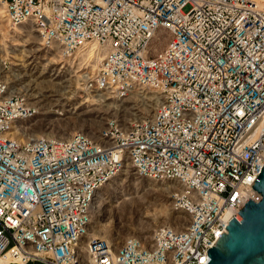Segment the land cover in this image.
Wrapping results in <instances>:
<instances>
[{"label": "built area", "instance_id": "2783aa9c", "mask_svg": "<svg viewBox=\"0 0 264 264\" xmlns=\"http://www.w3.org/2000/svg\"><path fill=\"white\" fill-rule=\"evenodd\" d=\"M62 58L93 47L81 90L150 93L151 117L96 138L17 140L37 112L0 80V264H208L264 166V10L251 0H0ZM189 7L188 12L183 10ZM158 47H161L160 49ZM83 62V66H87ZM174 185L180 229L150 242L90 237L96 194L125 168ZM175 224V223H173Z\"/></svg>", "mask_w": 264, "mask_h": 264}, {"label": "rangeland", "instance_id": "374dc122", "mask_svg": "<svg viewBox=\"0 0 264 264\" xmlns=\"http://www.w3.org/2000/svg\"><path fill=\"white\" fill-rule=\"evenodd\" d=\"M251 1L264 10V0ZM188 10L186 7L183 12ZM4 17L0 3V80L9 83L13 93L25 95L37 112L32 120L20 122L30 128L23 139L67 140L78 132L96 138L108 120L114 119L128 128L153 115L159 99L155 100L150 93L116 98L83 92L82 71L95 70L97 62L83 66L85 61L78 55L80 52L61 58L56 51L41 47L33 28L11 29ZM173 187L140 177L126 164L117 177L98 191L89 229L108 225L111 230L108 240L117 237L114 242L121 244L131 237L142 239L153 235L155 229L164 226L163 220L174 225L178 215L170 208ZM168 215L171 220L166 218Z\"/></svg>", "mask_w": 264, "mask_h": 264}, {"label": "water", "instance_id": "95a60500", "mask_svg": "<svg viewBox=\"0 0 264 264\" xmlns=\"http://www.w3.org/2000/svg\"><path fill=\"white\" fill-rule=\"evenodd\" d=\"M259 202L250 199L233 216L213 248L208 264H264V166L253 182Z\"/></svg>", "mask_w": 264, "mask_h": 264}, {"label": "bare ground", "instance_id": "6f19581e", "mask_svg": "<svg viewBox=\"0 0 264 264\" xmlns=\"http://www.w3.org/2000/svg\"><path fill=\"white\" fill-rule=\"evenodd\" d=\"M2 5V4H1ZM3 6V5H2ZM258 8V7H257ZM4 9V8H3ZM23 27H26V26H23ZM16 29V28H15ZM29 33H31V32H29ZM54 51H56L59 55H60V52L58 51V50H54ZM92 51H93V47H88L85 51H83V52H80L78 55H81L82 57H83V59H84V61L85 62H87L88 63V60L90 59V57L92 56ZM56 56V55H55ZM61 56V55H60ZM61 58H62V56H61ZM86 58V59H85ZM100 61H101V57L99 56V55H97L96 57H95V60H93V62H97V65H96V67L98 66V64L100 63ZM89 64V63H88ZM87 64V65H88ZM159 101V100H158ZM20 122H24V121H18L17 123H16V125H15V127H14V137L17 139V140H21V138L22 137H24L25 138V136L27 137L28 135H29V131H30V128H25V127H23V125H22V123H20ZM45 138V137H44ZM48 138V137H47ZM49 139V138H48ZM32 140H36V138L35 139H32ZM128 164V163H127ZM127 168V167H126ZM174 186V185H173ZM175 188V186L173 187V189ZM98 195V193L96 194V196ZM96 199H98V198H95V200ZM95 202V201H94ZM93 205H94V203H93ZM130 205V204H129ZM156 207V206H155ZM93 208V207H92ZM160 210V209H159ZM162 215V214H161ZM164 215V214H163ZM176 217V216H175ZM165 218V217H164ZM166 218L169 220H171L172 219V217H169V215L168 216H166ZM181 217H178L177 216V219L179 220ZM167 219H166V221H167ZM174 220V219H173ZM177 220V221H178ZM175 224L174 225H172L171 223H169L168 221L167 222H165L164 220H163V222H162V225H164V226H170V227H173V228H175V229H180L178 226H177V224H176V221L174 222ZM110 224V223H109ZM177 227V228H176ZM149 229V228H148ZM90 233V234H89ZM88 236H90V237H98V238H104V239H107L108 240V237H110L111 236V230H110V227L108 226V225H98V226H96V227H94L92 230H90L89 228H88V233H87V236L86 237H88ZM152 236L153 235H151V236H143L142 237V239H143V241H145V242H150L151 241V239H152ZM85 237V239H84V241L82 242V246H81V249L83 250V247H84V245H85V242L87 241V238ZM111 238V237H110ZM117 237H115L114 238V241H118V239L119 238H117ZM113 241V242H114ZM1 263V262H0Z\"/></svg>", "mask_w": 264, "mask_h": 264}]
</instances>
